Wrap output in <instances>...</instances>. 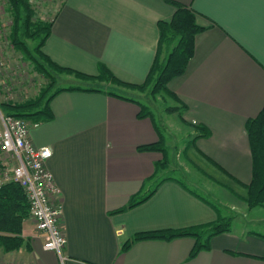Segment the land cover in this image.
Instances as JSON below:
<instances>
[{
    "label": "crops",
    "instance_id": "obj_1",
    "mask_svg": "<svg viewBox=\"0 0 264 264\" xmlns=\"http://www.w3.org/2000/svg\"><path fill=\"white\" fill-rule=\"evenodd\" d=\"M177 1L197 10L198 23L206 26L196 35L185 72L168 82L182 122L200 129L193 131L187 155L205 175L188 165L191 182L239 199L244 219L210 237L209 247L193 256L197 237L191 234L122 248L140 231L193 228L222 214L179 177L155 176L162 153L138 150L158 140L155 123L139 116L141 100L115 92L147 95L149 89L133 85L144 83L157 53L158 21L169 20L175 6L168 0H61L43 51L84 73L80 78L102 81L104 63L126 84L68 85L74 88L52 98L53 115L31 126L34 143L52 149L47 166L56 190L50 197L61 208L63 262L44 248V235L26 217L23 244L9 251L0 246V264H264V216L245 215L264 205L252 210L240 197L252 179L246 121L264 106V0ZM132 197L142 201L117 211Z\"/></svg>",
    "mask_w": 264,
    "mask_h": 264
},
{
    "label": "trees",
    "instance_id": "obj_2",
    "mask_svg": "<svg viewBox=\"0 0 264 264\" xmlns=\"http://www.w3.org/2000/svg\"><path fill=\"white\" fill-rule=\"evenodd\" d=\"M9 2V13L12 14L14 23L11 29V40L23 55L31 60H36L32 56L28 44L19 37V31L22 25V17L25 13V20L23 21L26 29L31 32L32 35H36L41 28H45V33L39 41L37 48L50 64H53L59 70L74 72L77 75H83L84 73L75 70L68 66H63L54 61L47 53L43 51V45L51 32L50 22H44L42 20H32L36 15L34 9L31 8L29 0H7ZM175 6V11L169 20L160 19L158 21L159 39L157 46V53L154 63L144 81V83L138 86L142 89H149L153 96L160 95L162 92L172 94L168 88V82L175 76L181 75L185 72L189 60L195 53V38L196 35L206 29V26L201 25L197 21V15L199 12L195 10L190 4L177 0H168ZM35 26L33 25V23ZM33 26L35 28H30ZM164 51L166 54H164ZM34 61V62H35ZM39 62L35 66H38ZM100 68L104 70L112 80L116 82H122L116 77V75L107 67V65L100 64ZM66 88L72 87H59L46 98V102H41L44 95L38 98L25 99L21 102L12 103L11 101H3L1 106L7 109L8 114L17 116H26L30 119L43 120L50 118L53 115V111L50 107V102L55 94ZM140 113L139 116H149L155 123V129L158 133V140L156 142L146 143L138 146L140 151H160L163 155L162 161L156 162V171L159 166H164L167 163V152L164 147L165 137L153 116L152 110L144 103H139ZM2 108V109H3ZM174 110L173 107L169 108ZM33 117V118H32ZM246 129L250 141L251 153H252V179L247 185V193L243 199L250 207L256 205H264V106L257 113L256 116L249 117L246 121ZM166 156V158H165ZM199 168V167H198ZM144 198L143 200H145ZM140 201H135L132 197L130 203L118 209L117 211H123ZM30 211V205L27 199V195L18 183L9 182L0 186V246L4 250L9 251L18 249L24 242L23 234V221L28 217ZM221 219L218 222L208 223L210 225L211 232L207 235L206 240L200 239L197 234L199 227L183 228V229H157L140 231L127 239L122 248H128L132 242L140 239H154V238H174L182 235H195L196 243L191 251V256L195 255L201 248L209 247V240L215 234L226 231L230 228V223L226 222L222 226ZM209 227V228H210ZM209 236V237H208Z\"/></svg>",
    "mask_w": 264,
    "mask_h": 264
},
{
    "label": "rangeland",
    "instance_id": "obj_3",
    "mask_svg": "<svg viewBox=\"0 0 264 264\" xmlns=\"http://www.w3.org/2000/svg\"><path fill=\"white\" fill-rule=\"evenodd\" d=\"M60 1L61 0H29L31 3V8L34 9L36 14L32 20H34V22L38 20L50 22L58 8ZM8 6L9 2L7 0H0V108L3 112L7 110L1 106L3 101L17 103L27 98H38L41 95H44L41 99V102L44 101L43 103H45L48 95L59 87H67L68 85L72 84H80L81 86L92 85L97 87L98 84H100L103 85L104 88H107L108 86H115V84L119 85L116 80L110 79L109 75L104 70L101 71L103 80L95 81L92 79L89 80L80 78L82 75H77L70 71L59 70L53 64H50L48 60L42 56L37 48L39 41H41L42 36L45 33V28H41L39 30L40 33L32 35L23 24V21L25 20L24 13L22 17L23 26L19 31V37L23 39L26 44H28V48L30 49L32 56H34L39 62L38 66H35L37 61L34 60V62L33 60L26 58L11 40L10 34L11 29L13 28L12 25L14 23V19L12 14L10 15L9 13ZM33 25L35 26L34 23ZM32 27L33 26H30L29 29ZM111 81H113L115 84L113 85ZM115 92L124 96L137 98L138 100H141L143 103L147 104L152 110L153 116L155 117V122L158 124L165 137L164 147L167 149L166 152L168 162L165 163L164 166L161 165L158 167L155 176H177L184 182L196 188L199 192L203 193L205 197L220 207L222 212V214L216 221H214V223L221 219L220 221L222 226L226 222H229L231 226L235 220H240L242 217H244L242 208L240 205H237L239 199H234L236 201H230L225 196L224 198L226 199H224L221 197V195H218V191L211 192V190H209L207 193L206 191L198 188L196 183L191 182V176L193 174L191 173V175L188 170L189 166L191 165L190 158L187 155V148L188 152L193 151V146L190 144L189 140L193 135V131H198L200 129L187 126L182 122L180 117L182 116L181 109L178 111L169 109L170 107L177 105L171 95H169L167 92H162L160 95L153 96L150 90H147L146 95L144 93L131 92L125 88H117L115 89ZM20 117L27 118L26 116ZM27 119L32 122L39 121L38 119ZM0 158L4 160L5 169L11 168V166H13V163H10L9 156L6 153L0 151ZM159 161H162V159ZM162 168L165 169L163 173ZM190 168L192 171L195 170L192 166ZM200 172L202 175H205L203 174L205 173L203 170L200 169ZM194 173L200 174L197 170H195ZM209 181L214 183L213 185L215 186L219 185L212 179ZM232 192L236 193L237 196L240 195L236 191ZM240 197L243 198L244 196L240 195ZM253 207H251L252 210ZM247 211H245V215H248V217L256 216L258 214L260 216H264V209L257 208L254 210L255 212H251L250 209ZM28 217L33 219L30 211ZM209 227L210 225L199 227L197 236L202 240H206L207 235L211 232V227Z\"/></svg>",
    "mask_w": 264,
    "mask_h": 264
},
{
    "label": "built area",
    "instance_id": "obj_4",
    "mask_svg": "<svg viewBox=\"0 0 264 264\" xmlns=\"http://www.w3.org/2000/svg\"><path fill=\"white\" fill-rule=\"evenodd\" d=\"M39 121H30L8 114L0 108V151L9 156L11 168H4L0 158V186L18 183L24 189L36 229L45 238L44 248L58 253L63 262V248L67 242L62 229V214L50 195L56 190L47 161L52 155L48 145L34 143L30 129Z\"/></svg>",
    "mask_w": 264,
    "mask_h": 264
}]
</instances>
